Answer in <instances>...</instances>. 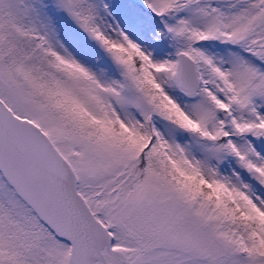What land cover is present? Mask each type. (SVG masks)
Segmentation results:
<instances>
[{"label": "snow or ice", "instance_id": "obj_1", "mask_svg": "<svg viewBox=\"0 0 264 264\" xmlns=\"http://www.w3.org/2000/svg\"><path fill=\"white\" fill-rule=\"evenodd\" d=\"M0 264H264V0H0Z\"/></svg>", "mask_w": 264, "mask_h": 264}]
</instances>
